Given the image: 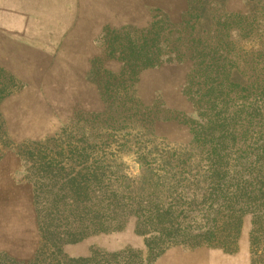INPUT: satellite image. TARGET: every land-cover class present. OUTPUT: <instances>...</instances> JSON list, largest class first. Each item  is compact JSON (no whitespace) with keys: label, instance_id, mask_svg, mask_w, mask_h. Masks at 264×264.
Segmentation results:
<instances>
[{"label":"rangeland","instance_id":"374dc122","mask_svg":"<svg viewBox=\"0 0 264 264\" xmlns=\"http://www.w3.org/2000/svg\"><path fill=\"white\" fill-rule=\"evenodd\" d=\"M0 264H264V0H0Z\"/></svg>","mask_w":264,"mask_h":264},{"label":"trees","instance_id":"16d2710c","mask_svg":"<svg viewBox=\"0 0 264 264\" xmlns=\"http://www.w3.org/2000/svg\"><path fill=\"white\" fill-rule=\"evenodd\" d=\"M80 189H78V193L80 192L79 191ZM71 194H74V195H76V192L77 191H69ZM76 231H73V233L71 232V231H68L67 232V235H68V238H75L76 237V234H77V232L75 233ZM170 231H168V230H164V231H162V233H158V235H157V233H153V236L150 238V240L152 241L151 243L148 241L147 243H146V248H147V250H148V253L151 255H153V256H157L160 252H162L163 251V249L165 248V247H155V241L156 240H159V241H162V240H169L168 238H170V233H169ZM212 233V230L211 229H209V230H207V231H205V233L203 234L204 236H207V235H210ZM203 235H200V236H203ZM157 236V237H156Z\"/></svg>","mask_w":264,"mask_h":264}]
</instances>
